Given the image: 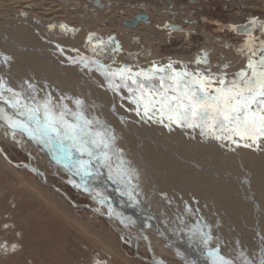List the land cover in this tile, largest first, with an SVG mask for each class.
Masks as SVG:
<instances>
[{"label": "rangeland", "instance_id": "374dc122", "mask_svg": "<svg viewBox=\"0 0 264 264\" xmlns=\"http://www.w3.org/2000/svg\"><path fill=\"white\" fill-rule=\"evenodd\" d=\"M40 1L29 0L28 4L38 7L37 3ZM80 1V7L87 2ZM132 1L139 6V3L147 5L148 0H130ZM173 1L177 5L186 4L189 10L195 8L190 2L187 4V0ZM195 1L196 5L205 9L201 12L202 15H214L206 11L208 0ZM262 1L255 0V3L258 2L256 5L260 9L257 12L260 14L264 10ZM163 2L164 4L159 0L154 3L166 7L168 4ZM89 3L91 7L94 5ZM1 4L0 22H3V18L9 20L3 23L7 27L6 31H24L29 27L39 32L37 19L33 12L28 13V7L23 5L19 9H5ZM224 5H219L214 18L220 16L225 21L237 14V11L227 9ZM192 13L197 12L193 10L190 14ZM20 20L30 24L23 28ZM111 28H114L112 32L104 33L102 40L96 38L99 36L96 33L91 35L93 43L88 49L96 58L102 59V52L98 49L101 44L114 42V49L118 51V55H115L116 63H120L125 56L126 62L137 58L141 61L148 60L155 56L174 61L177 60L176 56L183 54L189 64L202 66L201 69L207 73H213L217 65L222 66L224 79L232 72H247L246 63L241 62L238 56L212 41L208 42L200 34L190 36L189 45L184 50L179 45L181 39L163 43L162 47L148 38H142L143 41L138 44L135 41L128 42L123 34L116 32L118 25ZM15 32L19 33L18 30ZM20 35V43L26 44V41L31 40L25 33V37L23 33ZM36 37L32 38L38 39ZM210 43L212 47H216L215 51L208 52L205 48ZM130 45L129 48L134 50L128 49ZM3 47L0 42V55ZM217 51L221 52L220 57ZM36 52H27L31 53L28 55L33 59L28 61L35 68L24 60L10 57L14 51L10 55H2L4 60L0 56V101L8 102L10 99V104L18 112L23 111L21 109L25 105L36 107L49 101V106L57 113L66 106L71 112L79 111L87 119L99 121L100 124L96 127L106 129L109 136L114 137L112 169L119 165L121 171L117 175L102 162L93 159L88 175L76 173L71 163L66 167L65 162L70 160L64 159V155H72L75 161H87L89 158L76 151L74 154L72 150L75 149H70V140L65 137L63 142L53 140L46 145L34 141L26 133L10 127L7 119L23 118L17 116L13 110H3L0 107V117H4L0 118V264H200L201 260L205 264H212L213 250L233 264H264V242L261 250L257 239L260 237L258 230L264 236V212L254 205L256 202L264 208V138L251 147H245L244 144L251 141L239 140L238 137H233L237 143L227 139L217 140L211 135H201L199 128L192 130L184 127L183 131L175 123L172 124L180 133L179 136L168 131H164L165 135L156 133L154 128L157 123L152 116L149 119L143 115V104L138 109L131 102L130 98L134 99L137 95L129 92L130 87L134 89L131 85L129 87V81L125 88L123 83L113 79L116 76L112 77L111 74L105 77L97 66L82 63L75 66L62 58H54L49 52ZM157 52L159 54H155ZM19 53L22 54V59L27 58L26 53ZM226 56L232 59L229 64L224 60ZM217 57L220 58L219 62L216 61ZM228 69L231 73H227ZM219 73L220 70L216 68L213 73L216 74V85L217 80L221 79ZM124 76L131 77V80L134 78L133 74ZM44 79L48 81L47 86L43 83ZM105 79L111 81L109 91L114 96L120 115L131 117L130 120H125L127 128L112 113V108H102V104L106 102L103 100L106 95L103 96L104 92H101L105 87ZM80 87L86 92H80ZM75 98L86 109L81 105L77 106ZM138 110L140 115H137ZM40 116L43 117L42 108ZM66 118L72 119L70 115ZM143 129L149 133L153 131L156 136L151 135L165 145H178L176 148L172 147L175 153L157 150L158 147L151 143L153 141L144 137ZM56 144L63 148H56ZM177 154L185 157L186 161ZM198 154L205 160L199 167L194 165ZM44 182L56 186L74 204L82 207L73 206L67 198ZM105 188H110L114 193L110 191L108 194ZM114 196L119 198L115 199ZM220 221L224 226L219 225ZM161 226L167 231V237L161 231ZM230 229L232 233L235 231L245 235L241 242L228 234L231 233ZM252 232L255 236L253 253L251 252L250 258H246L242 256V251L248 247V235H252ZM209 235L211 239L205 244L204 241ZM175 241L188 244L191 253L201 260L190 259L179 250H183L180 247L181 242L175 245Z\"/></svg>", "mask_w": 264, "mask_h": 264}, {"label": "snow or ice", "instance_id": "6c2138e0", "mask_svg": "<svg viewBox=\"0 0 264 264\" xmlns=\"http://www.w3.org/2000/svg\"><path fill=\"white\" fill-rule=\"evenodd\" d=\"M255 55V53H253ZM248 69L251 74L241 71L237 73L236 79L225 84L224 79H219V87L213 88L214 81L211 77L195 76L187 72H175L164 77L160 76L159 89L153 85L137 83L135 91L139 92L136 98H130L131 102L139 109L143 104V115L149 119L150 112L158 113L159 122L163 123L166 117L169 121L180 127L200 129L201 135H211L217 140L227 139L232 143L239 140L251 141L245 143V147H251L261 138H264V57L258 61L249 60ZM171 68V65H168ZM104 75H109V70L98 67ZM126 70L120 69L112 75H121L124 79ZM130 71V70H129ZM164 69H154L152 73L140 72L136 76H142L145 80L153 79L155 72H164ZM185 77H189L185 79ZM131 78V77H128ZM165 79L173 81L167 87ZM111 86V81H109ZM117 88L119 86H116ZM160 89H163L162 91ZM169 90L173 93L169 95ZM130 92L134 90L129 88ZM45 101L42 106L30 107L25 105L20 115L25 116L24 120L7 118L10 127L19 129L26 133L31 139L48 144L53 140L63 142L66 137L71 141V147L81 156L87 155L88 160L79 159L71 162V167L76 173L88 175L92 160L100 161L111 171L120 175V166L112 169V155L115 150L112 148L114 137L109 136L106 129L96 126L99 121L87 119L82 112H71L63 107L58 113ZM77 106L81 104L76 101ZM159 105L157 108L156 106ZM41 108L43 119H40ZM71 116L72 119L66 117ZM140 115V111H137ZM4 118V117H0ZM69 165L66 164V167ZM211 236H207L210 240ZM212 264H233L232 261L220 256L217 251L211 252ZM159 264V262H158Z\"/></svg>", "mask_w": 264, "mask_h": 264}, {"label": "bare ground", "instance_id": "6f19581e", "mask_svg": "<svg viewBox=\"0 0 264 264\" xmlns=\"http://www.w3.org/2000/svg\"><path fill=\"white\" fill-rule=\"evenodd\" d=\"M86 3L82 4V7H80V0H52L51 2L49 1H44L41 0L39 3H37V6H33L30 3L29 0H1L0 3H2L6 8H10V9H14V8H18L25 5V7H29L31 8V10H29V14H31L33 12V15L35 16V18L37 19L36 21V25L38 27L39 32H35L34 30H31L29 27H24L29 25L30 23H28V21H22L20 20V24L22 25L24 29V31L21 29H15L12 31H6L7 27L3 26V23H5L6 21H9L8 18H3L0 22V42L1 44H3V48L1 50V54L2 55H7L9 53H11L12 51H14L13 54H11L10 57H12L13 59H17L19 61L24 60L25 63H27L29 66L32 64V68H35V65L33 63H31L30 61H28L29 59H33L32 56H29L27 52H32V51H37L40 53H44V54H48V52L50 53V55H53L54 58L59 57L62 58L63 60H67L70 64H74L75 66L81 65V63H87V61H89V65L96 64V62L93 60V56H89L86 55L88 52V48L87 45L89 43L90 40V34L92 33H106V32H112L111 30L114 28H111V26H117L118 23H120V25L118 26L119 29H115L116 32H119V34H123L126 37H128L131 41L134 40V38H148L150 41H154V43L156 42V44L161 45V47L164 45L163 43H167L170 42L172 39L175 40L176 38H181V35H176V36H171L170 34L163 32V30L160 31V26H158V29H156V26L151 25L149 27H147L144 24H139L137 27L135 28H125L122 26V21H125L126 19H130L132 18L133 14H138L141 12L140 9V5L137 6V3L133 4L134 2H130V0H93L91 1V4L94 3V7L91 5H88L90 3H88L89 0H86ZM127 1V2H126ZM100 2V3H99ZM147 3V2H146ZM164 3V2H163ZM1 4V5H2ZM140 4V3H139ZM2 5V6H3ZM163 5V4H162ZM239 5V4H238ZM41 6V7H40ZM149 5L147 4L145 6V13H149L148 10H150V8L148 9ZM151 6V5H150ZM136 7H138V9H136ZM159 8V7H158ZM208 8V7H207ZM25 9V8H24ZM7 11V10H6ZM151 11V10H150ZM12 12V11H11ZM36 12V13H34ZM158 12V11H157ZM162 12V10H161ZM179 12V11H178ZM27 13V14H28ZM155 13V12H154ZM7 14V13H6ZM18 14V13H17ZM165 14V13H164ZM186 15V14H185ZM14 16V15H13ZM12 16V17H13ZM28 16V15H27ZM30 16V15H29ZM5 17V16H3ZM33 17V16H32ZM173 17V16H172ZM171 17V18H172ZM18 18V17H17ZM23 18V17H22ZM34 18V17H33ZM150 18V17H149ZM153 19H158L159 21H162L164 19H162V16H157V15H153L152 16ZM32 19V18H31ZM18 20V19H17ZM33 20V19H32ZM11 21V20H10ZM13 21V19H12ZM34 21V20H33ZM98 22H107V24H98ZM35 23V22H33ZM59 23V27L62 28V30L65 32L64 35H60L59 33L55 32V34L57 33V37H54V40H50L51 34H52V30L56 31L54 29V27ZM110 23V25H108ZM155 23V22H154ZM161 23V22H160ZM164 23V22H163ZM98 24V25H97ZM117 24V25H116ZM20 25V26H21ZM108 25V26H107ZM163 25V24H161ZM2 27V28H1ZM10 29V28H9ZM4 32H3V31ZM11 30V29H10ZM18 30V34L15 32ZM35 32V33H34ZM25 33L26 37H29L31 40L26 41V44L20 43V34ZM62 33V32H61ZM36 34V35H35ZM112 34H115L112 33ZM172 34V33H171ZM176 34V33H174ZM54 35V34H53ZM118 35V34H117ZM210 35V34H209ZM24 36V37H25ZM37 36V37H36ZM101 36V34L99 35ZM22 37V39L24 38ZM32 37H36L38 39H33ZM210 37V36H209ZM97 38V37H96ZM208 38V37H207ZM206 38V40H207ZM19 40V41H18ZM38 40V41H37ZM22 42L24 41L21 40ZM128 41V40H127ZM35 42V43H34ZM134 42V41H133ZM34 43V44H33ZM215 43V42H214ZM91 44V43H90ZM167 45V44H165ZM210 46V45H209ZM208 46V47H209ZM131 47L128 46V48ZM165 47V46H164ZM207 48V47H206ZM218 48V47H217ZM214 49V48H213ZM19 52L21 53H26L27 55H25L27 58L22 59V57L20 55ZM36 52V53H37ZM216 53H218V56L221 54L220 51H217ZM34 54V52H33ZM155 54H159L158 52ZM2 55L1 58H2ZM10 55V54H9ZM227 55V54H225ZM56 56V57H55ZM40 57V56H39ZM183 57V58H182ZM220 57V56H219ZM217 57L216 61L218 60V62L220 61V58ZM234 57V56H233ZM4 58V57H3ZM2 58V59H3ZM44 58V57H42ZM53 58V60H54ZM169 58V57H168ZM223 58V57H222ZM35 59V58H34ZM58 59V58H57ZM134 59V58H133ZM177 60L174 61H169L167 58H163L162 56H155L152 57L151 59H146L143 60L141 62H138L136 64H131L132 62H126L127 60H125V62L121 63V64H108V63H103V67L107 70H109V75H111V73H117L118 70L120 69H124L126 70L124 74H133L134 78H132V80L130 78H126L124 76V79L121 78V75L117 74V75H111L112 77H117V78H113V79H117L120 83H123L122 85L125 86L126 82L129 81V87L130 85L136 90L137 89V84L133 83V80H136L137 83H144L146 86L151 84L153 85L155 88L159 89L160 86V80L159 77L160 76H164L167 77L169 75L172 74V71L175 70V72H187L190 73L192 75H195L197 77L199 76H205V77H211L213 81L216 80V74L213 75L214 72H216V68L218 69V71L220 70L219 73V77L224 79V71H222L221 69L222 66L217 65L216 68L214 69V71H212L213 73H207L204 72L202 69L200 70L197 67H195L194 65H191L189 63L186 62V59H184V56L178 55ZM4 60V59H3ZM132 60V59H131ZM140 60L139 58H137V61ZM226 62H231L232 59H230V57L226 56L224 59ZM241 60V59H240ZM33 61V60H32ZM61 61V60H60ZM222 61V62H225ZM23 62V63H24ZM30 62V63H29ZM64 62V61H63ZM209 64V63H208ZM227 64V63H226ZM229 64V63H228ZM244 64V63H243ZM21 65V64H20ZM168 65H171V68H168ZM235 65V64H234ZM26 66V65H25ZM40 66V65H39ZM206 66V65H205ZM227 66V65H226ZM242 66V65H241ZM209 67V66H208ZM213 67V65H212ZM215 67V66H214ZM229 67V66H228ZM21 68V67H19ZM42 69V68H41ZM154 69H164V72H155L153 74V79L150 81L145 80L142 76H136V73H140V72H149L152 73V70ZM241 69V68H240ZM31 70V69H30ZM130 70V71H129ZM212 70V69H211ZM237 71V70H236ZM34 72L35 69H34ZM65 70H63V74H64ZM226 73V72H225ZM231 73V72H230ZM233 73V72H232ZM236 73V72H235ZM56 75V74H55ZM67 75V74H66ZM32 76V75H31ZM105 77H107L105 75ZM86 78V77H84ZM189 77H185V79H188ZM226 78V77H225ZM56 79V78H55ZM45 80V79H44ZM232 81L231 79H224L225 84H227L229 81ZM110 80H106L105 79V87L101 92H104L103 96L106 95L104 97V101L106 100L105 103L102 104V108L107 110L108 108H112L114 110V112H112L114 115H116L119 119L120 122L127 128L125 120L127 119H131V117H126L124 114L123 116L120 115L121 112H119L118 107L116 106L114 99L109 91L110 89V84H109ZM142 81V82H141ZM219 81V79L217 80V82ZM51 82V81H50ZM53 82V81H52ZM113 82V81H112ZM216 82V81H215ZM214 82V83H215ZM45 84V86L48 85V81L45 80L43 82ZM173 81H170L168 79H165L164 81V85L165 87H167L169 84H172ZM212 85L213 88H215L216 86L219 87L218 85ZM37 87V86H35ZM50 87V86H49ZM48 87V88H49ZM128 87V86H127ZM42 88V87H41ZM56 88V87H55ZM86 88V87H85ZM126 88V86H125ZM131 88V87H130ZM59 89V88H58ZM133 89V90H134ZM56 90V89H55ZM133 91L130 92L131 94H135V95H139L138 91ZM161 91L163 89H160ZM58 91V90H56ZM55 91V92H56ZM80 92H86L85 90L83 91V89L80 87L79 89ZM100 92V93H101ZM59 93V92H58ZM98 93V94H100ZM89 94V93H88ZM169 95H172L173 93L171 92V90H169ZM43 95V94H42ZM3 96V95H2ZM83 96V95H82ZM44 97V95H43ZM53 97V96H52ZM14 98V97H12ZM102 98V97H101ZM10 100V99H9ZM4 100V101H0V107L4 110H13L14 112H16L15 114L19 117H22L23 120L26 119L25 116H21L20 112L16 111V109L14 107H12V105L10 104V102ZM54 100V99H53ZM61 100V99H60ZM75 100L80 101L78 98H75ZM18 101V100H17ZM96 101V99H95ZM67 102V101H66ZM98 103V102H97ZM42 104V103H41ZM99 104V103H98ZM19 105V104H18ZM83 108L86 109V107L84 106V104H80ZM79 105V106H80ZM159 106V105H158ZM158 106H156L158 108ZM88 107V106H87ZM97 107V106H96ZM23 110V109H21ZM84 110V109H83ZM86 113V112H85ZM152 113V114H151ZM93 116V115H92ZM150 116H152L153 121H156L157 125L154 128V130H157L156 133H163L165 135L164 131H168L170 133H173L175 136H179L180 133L177 131V129L174 127L173 124H171L170 126H165L169 124V121L167 120V118H164V122L160 123L159 122V116L158 113H153L150 112ZM43 117H40V119H42ZM14 119V118H13ZM103 119V118H101ZM107 120V119H105ZM109 120V119H108ZM136 121H139L136 119ZM7 122V121H6ZM5 122V123H6ZM140 123V121H139ZM6 125V124H4ZM181 130H184V127L181 128ZM193 130V129H192ZM200 130V129H199ZM144 132V137L148 140L151 139V143H153L156 147L157 150L162 149L163 151H168L170 154H173L174 151H172V147L176 148V146L171 145V143L165 145L163 144V142L161 140L157 141V139L155 137H153L152 135L156 136V134L152 131L151 133H149L146 129L142 130ZM162 131V132H161ZM188 131V130H186ZM152 134V135H151ZM207 137V136H206ZM169 140V139H168ZM208 140V139H207ZM261 140V139H260ZM34 143V142H33ZM182 143V142H179ZM46 145V144H45ZM227 145V144H226ZM48 146V145H47ZM183 146V145H181ZM256 146V145H255ZM57 144H56V148H57ZM70 147V146H69ZM214 147V146H213ZM45 148V147H43ZM60 150L63 148L61 147V145H59L58 147ZM72 149V147L70 148ZM196 149V148H195ZM260 149V148H259ZM263 151V150H262ZM45 152V151H44ZM51 152V151H50ZM63 152V151H62ZM72 152L74 154L75 150H72ZM234 151H232L233 153ZM236 152V151H235ZM167 153V152H166ZM163 153V154H166ZM175 153V152H174ZM229 153V152H228ZM244 153V152H243ZM235 154V153H234ZM168 155V154H167ZM178 157L184 161H186L185 157H181V155L177 154ZM50 156V155H49ZM65 158L64 159H69L70 161L65 162L66 164L71 163L72 161H75V159H73L72 155L71 156H66L64 155ZM166 156V155H165ZM186 156V155H185ZM37 157V156H36ZM51 157V156H50ZM55 157V156H54ZM256 157V156H255ZM56 158V157H55ZM72 158V159H71ZM193 158V157H192ZM239 158V157H238ZM34 159V158H33ZM58 159H60V157L58 156ZM63 159V158H61ZM156 159V158H155ZM188 159V158H187ZM191 159V158H190ZM222 159H225L222 157ZM251 159V158H250ZM35 160V159H34ZM36 161V160H35ZM63 161V160H62ZM177 161V160H176ZM188 161V160H187ZM195 161V160H194ZM240 161V159H239ZM180 162V161H179ZM190 162V161H189ZM205 160L204 158H202L200 156V154H198V158L197 160L194 162V165L198 166L201 165V163H204ZM242 163V162H241ZM243 164V163H242ZM191 170V169H190ZM189 170V172H190ZM255 171V168H254ZM38 172V171H37ZM36 172V173H37ZM76 172V171H75ZM45 175V174H44ZM43 176V175H42ZM91 177V175H89ZM89 177V178H90ZM95 177V176H94ZM42 178V177H41ZM97 179V178H96ZM76 182V181H75ZM98 182V181H97ZM263 182V180H262ZM257 183V182H256ZM107 186V185H106ZM116 187V186H115ZM104 188V187H103ZM119 188V187H118ZM110 189V188H109ZM106 189L105 188V192H107L108 194L110 193L111 190ZM125 189V188H124ZM127 189V187H126ZM113 192V191H111ZM114 193V192H113ZM112 193V194H113ZM116 195V194H115ZM260 195V194H259ZM113 198V197H112ZM115 199L119 198L117 196H114ZM250 198V197H249ZM263 198V197H262ZM251 199V198H250ZM120 201L124 202L122 199H120ZM145 202V200H144ZM119 203V202H118ZM255 207L261 209V211L264 212V208L261 206H258V204L255 202ZM112 211V210H111ZM141 213V212H140ZM211 213V212H210ZM216 218H218V216L216 215ZM219 219V218H218ZM222 219V218H221ZM149 220V219H148ZM215 221V220H213ZM140 223V221H139ZM157 223V222H156ZM216 223V222H214ZM141 224V223H140ZM139 224V225H140ZM143 225V224H142ZM141 225V226H142ZM158 225V224H157ZM210 225V224H209ZM220 226H224L221 221H220ZM161 231L165 234V237H167V231H165L162 226L160 227ZM112 230V229H111ZM140 230V229H138ZM141 231V230H140ZM234 231V230H233ZM231 232V229H230ZM235 232V231H234ZM229 233L228 234L230 236H232L233 238H235L236 240H238L239 242L242 241L243 237L245 236L242 233ZM254 232V231H253ZM253 232L252 235L249 234L248 236L250 237V241H249V245L248 247L243 248L242 251V256H245L246 258H250V254L251 252L253 253V245H254V237L253 236ZM262 231L258 230L257 233L260 235V237H257L258 239V247L262 250V242H264V236H262ZM181 242V249H179L180 251H183L184 254L188 257H190V259L192 260H201L197 255L192 254L191 250L188 246V244L184 243L183 241ZM179 241H175L173 244H179ZM172 244V243H171ZM174 252L178 255V253L175 251ZM181 258V257H180ZM195 264V263H194ZM200 264H204V262L201 260Z\"/></svg>", "mask_w": 264, "mask_h": 264}, {"label": "flooded vegetation", "instance_id": "af4514ba", "mask_svg": "<svg viewBox=\"0 0 264 264\" xmlns=\"http://www.w3.org/2000/svg\"><path fill=\"white\" fill-rule=\"evenodd\" d=\"M91 1L89 0L88 3ZM157 1L159 0H154V2H157ZM163 1H166V3L170 6L166 5V7H162L163 5L160 6L158 4H155L152 1L151 2L149 0L146 1L147 4L149 5V7L147 6L148 9L150 8L151 10V11L148 10L149 13L147 12L145 13L144 9H145L146 4L144 3L139 4L142 6L140 8L141 12L138 14H133L131 20L126 19L125 21H122L121 22L122 26L125 28L131 29V27H129L130 26L129 24H133L132 21H137L136 27L139 24H144L147 27L154 24V26H156V29H158V26H160V31L164 29L163 32H166L170 34L171 36L181 35V38H176V39H181L179 45L183 47L184 50L189 45L190 36H195V35L200 34L205 38L208 37L207 38L208 42L209 41L215 42L216 45L218 46L220 45L226 50H229L228 52L238 56L241 59V62L244 61L246 63L245 66L247 68V72L249 73V75L251 74V70L248 69L247 67L249 60L251 59L253 61H258L260 58L264 57V10H261L262 14L257 12L260 8L258 7V5H256V3L258 2L255 3V0H208L207 1L208 3L206 4V11L213 13L214 14L213 16L202 15L201 12H204L205 9L196 5L197 2L195 0H187V4L190 2L189 4H193V6H195L196 9L194 8L193 10L197 12L196 14L194 13L190 14L191 11L193 10L192 9L189 10V7L186 6V4L177 5L175 1L173 0H160L161 3H163ZM223 2L229 5L226 4L227 5L226 6L224 5ZM262 2H264V0ZM222 3L225 7H227V9H232V10L237 11V14H233L230 18L226 19L225 21L220 16L214 18V16L217 14L220 8L219 5L223 6ZM175 5H177L178 7L176 8ZM212 6H214V8H211ZM29 9L31 10L30 7ZM142 14L146 15V17L139 16ZM153 15H157V16L161 15L162 19L164 20L162 21H159L158 19L155 20L152 18ZM99 23L100 25L102 23L105 25L107 24V22H98V24ZM119 24L120 23H118V26ZM58 25L59 23L55 26V30L57 29V31L52 30L50 40L51 39L54 40L55 39L54 37H57L56 35L57 33H59ZM108 25H110V23ZM55 32L57 33L55 34ZM96 34L98 35L101 34V36H104V33H96ZM91 35H93L92 32L90 34V40H91ZM125 37H126V34H125ZM126 40H128V42H131V40L128 37H126ZM141 40L143 41L142 38H134L133 41L139 44V41ZM172 41L173 39L170 42ZM92 43H93L92 40L89 41L87 48L88 46H92ZM206 47L208 49V52L216 50L215 46L212 47V43L206 44L205 48ZM177 48L178 47H176V49ZM98 49L101 50L102 52V55H101L102 59L96 58L92 54L90 49H88V52L86 54V55L89 54V56L91 57L93 56V60L96 62V64H93V66L101 67L103 66V63L117 65V64H121L125 62V60L127 59V57L125 56L123 60H120L121 61L120 63L115 62L117 60V57L115 55H118L117 54L118 51L116 52V50L114 49V42L110 44L109 43L101 44L98 47ZM128 49L131 51L134 50L130 48ZM123 51H125V49ZM253 53H255V55H253ZM180 55L183 56V54H180ZM184 59L186 58L184 57ZM131 62H132L131 64H136L138 62H141V60L137 61L134 59V60H131ZM186 62L188 63L187 60ZM88 63L89 61H87L85 65H87ZM198 68L201 69L202 66ZM228 70H227V73L228 72L230 73V69ZM236 75L237 73L235 74L232 73L231 75H229V77L227 76L228 77L227 79H231V80L236 79Z\"/></svg>", "mask_w": 264, "mask_h": 264}, {"label": "water", "instance_id": "95a60500", "mask_svg": "<svg viewBox=\"0 0 264 264\" xmlns=\"http://www.w3.org/2000/svg\"><path fill=\"white\" fill-rule=\"evenodd\" d=\"M139 16H145L146 17V15H139ZM132 23L133 24H129L130 26L129 27H131V28H134V27H136V25H137V21H132ZM67 173H69V172H67ZM46 185H48V186H50V187H52L54 190H56L58 193H60V194H62L65 198H67L71 203H72V205L73 206H75V207H82V206H80V205H77V204H74L69 198H68V196L67 195H65L64 193H62L61 192V190L60 189H58V188H56V186H54V185H52V184H48V182H44ZM84 207H86V206H84ZM86 208H88V209H90L89 207H86ZM142 259V258H141ZM154 259V258H153ZM156 259H154V261H155ZM156 262V261H155ZM157 263V262H156ZM164 264H168V263H165V262H163ZM205 264V263H204Z\"/></svg>", "mask_w": 264, "mask_h": 264}, {"label": "crops", "instance_id": "0c3cea01", "mask_svg": "<svg viewBox=\"0 0 264 264\" xmlns=\"http://www.w3.org/2000/svg\"><path fill=\"white\" fill-rule=\"evenodd\" d=\"M54 29H55V27H54ZM56 31H57V29H56ZM58 31H59V34L60 35H64L65 34V32L62 30V28H58ZM62 32V33H61ZM102 37V36H101ZM100 36H98L97 38L99 39V40H102V38H101ZM40 117H42V116H40Z\"/></svg>", "mask_w": 264, "mask_h": 264}]
</instances>
